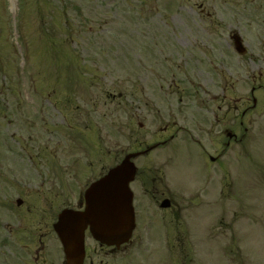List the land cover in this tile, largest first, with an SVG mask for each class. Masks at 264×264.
Listing matches in <instances>:
<instances>
[{
  "label": "rangeland",
  "instance_id": "374dc122",
  "mask_svg": "<svg viewBox=\"0 0 264 264\" xmlns=\"http://www.w3.org/2000/svg\"><path fill=\"white\" fill-rule=\"evenodd\" d=\"M185 1L0 0L1 227H14L10 223L12 211H6L10 205L16 210L15 202L19 196L38 203L42 190L38 183L45 182L46 211L38 218L37 206L45 203L42 199L40 204L35 203L31 213L22 211L19 216L16 214L21 220L33 227V222L53 218L63 204L62 197L54 196L51 192L56 191L50 188L52 182L61 179L56 172L61 169L54 160L49 162L56 169L48 168L49 162L44 161L51 159V155L58 158L62 148L65 161L69 160L70 151L75 148L71 140L72 124L79 125V128L89 126L96 134H103V129L108 126L109 147L115 162L116 154L128 147L135 136L142 135L149 142L154 141L153 131L163 120L169 119V113L179 106L180 100L186 105V102L207 98L205 92L195 93L194 86L212 85L214 74L205 64L209 61L204 54L200 55L203 61L200 66L190 70L188 60L191 54L187 52L186 44L187 37H190L187 31L190 19L185 11ZM252 7L253 4H249L248 9ZM257 11L238 13L239 30L255 42L264 38V12ZM191 16L196 18L195 13ZM192 24L196 27L194 21ZM227 34L224 29L223 35ZM204 36H211L210 32ZM233 63L239 65L237 72L231 69L234 77L225 65L219 62L217 65L228 74L226 84L231 85L224 101H230L234 106L238 99L250 96L247 78L256 70V64L245 65L237 60ZM233 82L237 86L231 90ZM254 118L262 126L264 117L260 119L255 114ZM139 123L144 124L143 128ZM45 149L49 151L45 154L48 156L43 155L39 160L42 155L39 151ZM229 161L235 169L231 174L247 179V155L237 153ZM32 164L36 165L33 169L37 171L31 169ZM187 165H191V159ZM68 176L66 172L64 178ZM223 178L229 180L225 175ZM201 185L202 181L193 179L192 191L199 192ZM256 203L261 204L262 200ZM223 206L225 217L230 216L228 205ZM237 217L238 223L243 222L244 232H255L252 239L256 252L264 254V229L258 224L252 225L247 216L238 214ZM256 220H259L256 223L262 222ZM37 226L36 229L45 228L44 225ZM1 227L0 238H4L7 244L1 248L13 254L14 263H23L27 248L15 247L11 237L14 232H4ZM223 227V232H232L238 224L232 221ZM21 233L25 235V232ZM202 241L208 243L209 239L203 237ZM57 243L52 245L55 254ZM245 245L251 246V243L245 241ZM155 254L158 259L161 254L167 255L159 251ZM40 255L41 263L49 264L53 259L52 255L45 256L46 253ZM201 256L206 264L221 261L214 242L204 246ZM8 262L10 259L0 249V264Z\"/></svg>",
  "mask_w": 264,
  "mask_h": 264
},
{
  "label": "flooded vegetation",
  "instance_id": "af4514ba",
  "mask_svg": "<svg viewBox=\"0 0 264 264\" xmlns=\"http://www.w3.org/2000/svg\"><path fill=\"white\" fill-rule=\"evenodd\" d=\"M262 6L264 8V0ZM200 7H202L201 4ZM226 9L229 11L228 6H226ZM246 45L250 53L254 51L255 48L253 46L247 43ZM210 88H216V86H210ZM218 97V95H215L212 98L213 100L215 99L214 101L212 99L203 101V105L197 112L191 113L184 110L183 113L186 115L183 124L173 120L170 124L163 127V135L166 140L192 138L201 145L209 161L206 164V169H204V175L207 179L204 188L206 198L192 196L191 182H189V177L186 174L182 175V172L169 173L158 159H147L144 157L136 159L137 175L133 183L136 228L133 232L132 239L128 241L129 243L117 248L115 246L101 244L89 232H86V256L83 264H129L127 251L133 247L142 251L144 232H151L146 239L147 250L151 244H155L158 248L165 247L163 242L166 237L169 240L167 244L168 250H180L185 253V257L189 259L186 264H191V251L197 246L192 232H207L213 228L212 221L207 222L204 220L205 222L203 225H200L199 229L197 228V224H193L192 218H190L192 206H198L204 203H210L215 206L216 222L214 229L217 231L215 236L217 238V247L223 251L222 205L224 202L225 187L223 185L222 163L225 145L231 146L232 141H243L245 138L249 140L248 202L252 210V215L260 214L264 218V213L259 212L260 209L256 203L258 200H262V204L264 205V161H262V166L257 164L255 125L254 119L252 120V117L255 115L254 111H256L261 102L257 100V104L253 105L252 100L251 105L250 100L247 99L246 104H243L242 111L239 112V106H233L230 102L225 104L223 99L217 101ZM260 113H264V111L261 110ZM247 115L250 118L245 121ZM229 134H232L233 137L228 138L226 143H224L225 136L229 137ZM140 145H142V142H140ZM103 150L105 151L104 148ZM108 155L110 156V151H108ZM74 156L73 161L78 166L81 159L80 155L77 152ZM92 163L90 162V164ZM209 164L212 166V173L215 178L213 182H211V172L207 170ZM83 201V192L80 189L75 208L81 209L83 207ZM234 236H231L233 240H235ZM44 247L42 243L37 248V253H40ZM234 247H236V250L233 249V251L239 253L240 247L238 245ZM33 257L36 264H38L41 257L39 255ZM228 263L245 264L244 261L242 263L240 261Z\"/></svg>",
  "mask_w": 264,
  "mask_h": 264
},
{
  "label": "water",
  "instance_id": "95a60500",
  "mask_svg": "<svg viewBox=\"0 0 264 264\" xmlns=\"http://www.w3.org/2000/svg\"><path fill=\"white\" fill-rule=\"evenodd\" d=\"M130 158L131 156L126 157L93 187L87 198L86 212L79 216L70 211L62 213L56 229L66 246L71 262L82 252V243L79 251H76L77 235L72 232L79 225L90 224L95 236L100 239L104 236L122 240L131 234L134 217L129 183L134 178L135 168Z\"/></svg>",
  "mask_w": 264,
  "mask_h": 264
}]
</instances>
